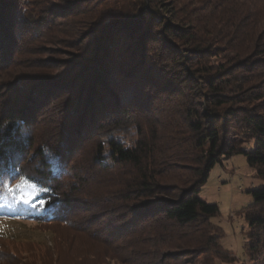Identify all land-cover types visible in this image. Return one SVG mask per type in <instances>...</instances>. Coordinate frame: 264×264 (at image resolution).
<instances>
[{
	"label": "trees",
	"instance_id": "obj_1",
	"mask_svg": "<svg viewBox=\"0 0 264 264\" xmlns=\"http://www.w3.org/2000/svg\"><path fill=\"white\" fill-rule=\"evenodd\" d=\"M131 1L72 4L85 21L70 67L6 83L0 184L4 177L42 181L36 222L68 225L77 208L96 212L101 225L81 230L112 247L106 259L218 264L235 257L222 248V230L212 220L218 205L199 191L223 157L243 154L263 182L249 191L253 200L244 210L246 248L264 264V14L244 0H210L211 13L196 18L191 11L179 15L175 0ZM18 5L0 0V71L44 29L29 9L14 15ZM60 93L56 141L30 154L39 122L54 123L45 112ZM84 151L87 162H76L69 180L70 163ZM99 183L108 187L101 195Z\"/></svg>",
	"mask_w": 264,
	"mask_h": 264
},
{
	"label": "rangeland",
	"instance_id": "obj_2",
	"mask_svg": "<svg viewBox=\"0 0 264 264\" xmlns=\"http://www.w3.org/2000/svg\"><path fill=\"white\" fill-rule=\"evenodd\" d=\"M18 1L19 5L13 14L15 15L18 9L22 11L29 9L27 15L30 14L36 19H41L44 29L36 38L28 39L24 44H21L12 54L13 64L8 68L1 69L0 102L4 99L3 89L6 87V83L17 76L63 74L70 67L69 61L73 59L72 56L77 53L76 50L79 47L76 45L79 42L77 39H81L84 28L85 17L81 15L79 9L76 10L84 7L82 0ZM88 1L89 6H93L97 0ZM164 1L170 2L171 0ZM209 1L175 0L178 8L183 7V11H180L179 15L191 11L195 18L200 15L206 17L205 15L211 13ZM244 1L250 2L252 5L254 3L255 9L264 14V0ZM131 2L133 1L129 0V3ZM72 4H75V7L78 4V7L72 9L70 8ZM216 18L217 16L214 19ZM221 51L222 54L216 57L218 60L223 59V54L227 53L225 47L221 48ZM62 93L53 97L56 105H50L45 112L48 116L45 120L50 121L51 118H55L54 123L51 121L47 125V122H39L35 129L34 145L29 150L30 154L35 146L42 143H55L57 117L58 119L61 117V102L64 99ZM50 104L52 103L50 102ZM105 129L103 128V130ZM120 129L115 130L119 131ZM88 155L87 151H84L78 155L77 161L70 163L73 171L69 180L72 179L78 168L75 163L77 162L78 166L87 162ZM27 158H24L23 163L24 167L28 169L32 162L29 161V157ZM3 179L4 182L15 184L20 178L4 177ZM62 183L65 184V181ZM262 183L256 170L247 163L243 154L223 157L221 162L214 165L209 171L207 181L200 188L199 196L206 202L218 205L219 214L212 220L222 230L223 236L220 243L222 248L230 251L235 257L234 261L218 262V264L260 263L259 258L248 256L246 248L248 224L244 210L253 200L249 191ZM107 188V184L99 183V190L97 189L99 195L104 194ZM25 191L31 192L29 189H25ZM31 194L37 204L38 196L34 192ZM0 199V204L3 205L1 208L6 210L0 212V264H121L120 260L112 256L106 259V255L112 253V247L104 244L98 236L92 237L90 233L92 230L89 233L81 230V226L87 223L100 224L96 212L93 210H87L85 207L75 209L70 213L71 223L68 225L64 222H36L31 219L34 207L19 202L17 198L6 193L2 186H0ZM126 204L123 203L116 209L121 210L131 203ZM98 209L100 208L96 210ZM98 229L101 231L100 228ZM127 240L128 238L124 241Z\"/></svg>",
	"mask_w": 264,
	"mask_h": 264
},
{
	"label": "snow or ice",
	"instance_id": "obj_3",
	"mask_svg": "<svg viewBox=\"0 0 264 264\" xmlns=\"http://www.w3.org/2000/svg\"><path fill=\"white\" fill-rule=\"evenodd\" d=\"M7 122L0 123V131H3L5 128ZM2 150V149H0ZM46 155L48 157V162L50 164L58 166V161L52 156L51 153H47ZM42 183V181L36 180L34 182H30L29 179L25 178L24 176H21L20 179L15 184H9L7 182H3L2 188L3 190L17 198L19 202H23L24 204H29L32 207H39V205L36 204L35 200L32 199V192H34L37 196L39 195L40 188L38 187V184ZM25 189L31 190V192H26ZM43 203V202H41ZM3 205L0 204V207Z\"/></svg>",
	"mask_w": 264,
	"mask_h": 264
}]
</instances>
